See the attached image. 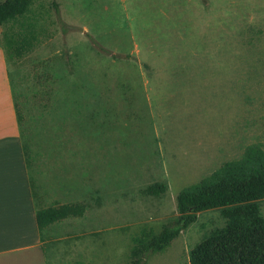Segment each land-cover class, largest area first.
I'll list each match as a JSON object with an SVG mask.
<instances>
[{
  "label": "rangeland",
  "instance_id": "1",
  "mask_svg": "<svg viewBox=\"0 0 264 264\" xmlns=\"http://www.w3.org/2000/svg\"><path fill=\"white\" fill-rule=\"evenodd\" d=\"M0 31L30 33L8 61L38 206L90 205L47 229L48 264H128L182 188L264 146V0H34ZM154 182L166 192L144 195ZM221 209L145 264H190Z\"/></svg>",
  "mask_w": 264,
  "mask_h": 264
},
{
  "label": "trees",
  "instance_id": "2",
  "mask_svg": "<svg viewBox=\"0 0 264 264\" xmlns=\"http://www.w3.org/2000/svg\"><path fill=\"white\" fill-rule=\"evenodd\" d=\"M34 0L0 1V27L26 16ZM30 33L21 40H7V56L20 55L30 43ZM101 49V45L95 41ZM105 52H112L102 47ZM14 92V86H13ZM19 125L23 124L14 92ZM27 166L29 152L23 142ZM34 196L35 191L31 181ZM168 188L165 182L146 186L144 195L159 196ZM264 198V146L261 142L246 146L238 158L224 161L216 170L200 181L188 185L177 194L178 215L163 224L160 230L143 228L134 238L128 264H145L150 254L164 252L180 233L197 221L198 213L222 208L225 224L210 230L189 252L190 264H264V213L260 204ZM87 202L56 203L37 209V224L41 235L57 221L83 216L89 209Z\"/></svg>",
  "mask_w": 264,
  "mask_h": 264
},
{
  "label": "crops",
  "instance_id": "3",
  "mask_svg": "<svg viewBox=\"0 0 264 264\" xmlns=\"http://www.w3.org/2000/svg\"><path fill=\"white\" fill-rule=\"evenodd\" d=\"M8 59L0 41V264H48L44 236L37 224L39 206L31 187Z\"/></svg>",
  "mask_w": 264,
  "mask_h": 264
},
{
  "label": "bare ground",
  "instance_id": "4",
  "mask_svg": "<svg viewBox=\"0 0 264 264\" xmlns=\"http://www.w3.org/2000/svg\"><path fill=\"white\" fill-rule=\"evenodd\" d=\"M24 219V218H23ZM23 221V220H22Z\"/></svg>",
  "mask_w": 264,
  "mask_h": 264
}]
</instances>
